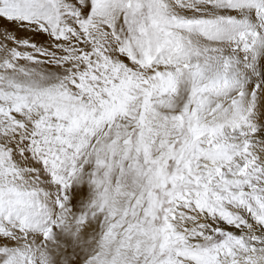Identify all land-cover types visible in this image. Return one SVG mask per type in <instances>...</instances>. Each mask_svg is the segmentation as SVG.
I'll list each match as a JSON object with an SVG mask.
<instances>
[{
    "label": "snow or ice",
    "instance_id": "snow-or-ice-1",
    "mask_svg": "<svg viewBox=\"0 0 264 264\" xmlns=\"http://www.w3.org/2000/svg\"><path fill=\"white\" fill-rule=\"evenodd\" d=\"M0 264H264V0H0Z\"/></svg>",
    "mask_w": 264,
    "mask_h": 264
}]
</instances>
